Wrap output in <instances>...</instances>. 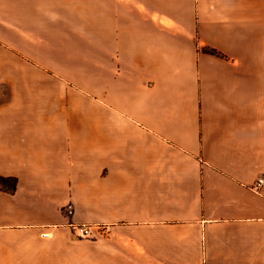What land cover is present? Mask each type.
Here are the masks:
<instances>
[{"label": "crops", "instance_id": "obj_1", "mask_svg": "<svg viewBox=\"0 0 264 264\" xmlns=\"http://www.w3.org/2000/svg\"><path fill=\"white\" fill-rule=\"evenodd\" d=\"M0 178V264H264V0H0Z\"/></svg>", "mask_w": 264, "mask_h": 264}, {"label": "rangeland", "instance_id": "obj_2", "mask_svg": "<svg viewBox=\"0 0 264 264\" xmlns=\"http://www.w3.org/2000/svg\"><path fill=\"white\" fill-rule=\"evenodd\" d=\"M54 6H59L60 10L63 9L62 7H60L59 3H51V7L53 8ZM64 20H66V18ZM82 30H84V43L82 42L79 44L80 45L84 44L83 47L85 49V47L89 45V26L84 24ZM67 44L69 43L67 42ZM85 53L86 52H84V55ZM84 61L89 62L85 58H84ZM43 84H46V83H43ZM48 85H50V87H47ZM42 88H50L51 96L58 92H60L62 96L63 95L66 96L65 102L67 103L68 106L69 105L73 106L77 104V106L82 105L83 109H90L91 98L89 95L90 93V83L89 82L88 83L83 82L81 87H77V84L75 83H62V84L61 83H47L46 87H42ZM80 93L82 94V101H80V96H79ZM38 96H41V95L38 94ZM64 213H65V210H64ZM55 232L62 239H64L63 237L68 238V239L70 237L71 239H74V240H83L79 238L75 232L73 231L69 232V230L65 228L57 229ZM68 245H71V246H68ZM74 249L75 248L73 247L72 243L62 241L56 247H51V250L49 252L44 251L41 248H36L35 252L33 253L34 255L32 257H25V258L19 257V258H12L8 260L12 261L13 264H73V262H70L69 260L70 257H69L68 252L70 253L74 251Z\"/></svg>", "mask_w": 264, "mask_h": 264}, {"label": "built area", "instance_id": "obj_3", "mask_svg": "<svg viewBox=\"0 0 264 264\" xmlns=\"http://www.w3.org/2000/svg\"><path fill=\"white\" fill-rule=\"evenodd\" d=\"M262 182L263 181L261 179L257 181V183L255 185L256 189L262 185ZM64 210H65V213L67 216H70L72 214V209L70 206H67ZM70 228L81 239L89 238L91 235V227L90 226H85V225H74L73 226V225H70ZM42 236L47 237V233H44Z\"/></svg>", "mask_w": 264, "mask_h": 264}, {"label": "trees", "instance_id": "obj_4", "mask_svg": "<svg viewBox=\"0 0 264 264\" xmlns=\"http://www.w3.org/2000/svg\"><path fill=\"white\" fill-rule=\"evenodd\" d=\"M14 184H15V181L13 179H3V178H0V185L3 188L6 187L7 189L12 190L14 188Z\"/></svg>", "mask_w": 264, "mask_h": 264}]
</instances>
